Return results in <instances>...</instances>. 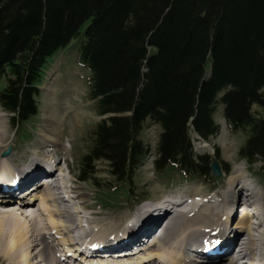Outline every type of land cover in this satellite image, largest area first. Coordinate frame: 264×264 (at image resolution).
I'll list each match as a JSON object with an SVG mask.
<instances>
[{
	"label": "trees",
	"instance_id": "16d2710c",
	"mask_svg": "<svg viewBox=\"0 0 264 264\" xmlns=\"http://www.w3.org/2000/svg\"><path fill=\"white\" fill-rule=\"evenodd\" d=\"M81 36L89 98L107 117L79 180L102 161L117 182L132 181L150 153L139 139L147 121L161 127L157 171L210 180L219 151L198 155L191 132L216 136L220 105L247 135L240 156L264 163V0H0V104L13 123L36 116L48 60Z\"/></svg>",
	"mask_w": 264,
	"mask_h": 264
},
{
	"label": "bare ground",
	"instance_id": "6f19581e",
	"mask_svg": "<svg viewBox=\"0 0 264 264\" xmlns=\"http://www.w3.org/2000/svg\"><path fill=\"white\" fill-rule=\"evenodd\" d=\"M50 117L45 119L46 123L52 122ZM50 130L44 132L55 133L54 129ZM2 133L0 130V150L5 143L2 140H6ZM48 134L42 135L43 140L38 142L39 149H47L43 160L33 156L29 162L21 161L23 168H17L15 163L20 162L15 157L0 156V264H72L70 260L77 257L78 251L83 254L82 259L86 260L87 256L91 264H264L261 258L264 232L251 218L245 201L237 199L236 203L240 204L234 214L233 201L229 200L225 223L219 220L216 224L214 218L222 214L225 204L199 191L170 194L164 201L167 205L161 202L150 206L137 221L127 225L122 236H109L112 228L96 223L91 214L87 216L89 208L84 201L78 206L77 199L82 200L85 195L80 192L77 196L78 189L69 185L74 178L67 179L60 165L52 177L44 176L36 188L31 187L36 177L47 172L49 164L52 166L55 160L53 153H57L60 142ZM207 147L202 145L199 149ZM44 161L49 162L47 167ZM244 169V166L235 167L228 178L230 198L252 188V197L264 212L261 193L247 179L242 181L246 178ZM170 202L177 205L173 207ZM35 203L34 216L29 211ZM171 207L174 209L170 210ZM174 211L168 227L151 238L162 228L164 215L171 216ZM202 219L203 223L197 224ZM217 229H220L219 236L214 237L217 240L206 243L208 232ZM230 241H235L237 247L233 245L229 249ZM186 247L200 257H188Z\"/></svg>",
	"mask_w": 264,
	"mask_h": 264
},
{
	"label": "rangeland",
	"instance_id": "374dc122",
	"mask_svg": "<svg viewBox=\"0 0 264 264\" xmlns=\"http://www.w3.org/2000/svg\"><path fill=\"white\" fill-rule=\"evenodd\" d=\"M83 38L81 36L74 39L66 49L57 52L48 60L42 79L38 83L39 92L36 96L38 113L26 124L16 128L11 121V112L0 104V130L3 132L1 136L6 139L2 140L5 143L0 150V156L10 150L9 155L20 162L15 163L17 168H23L21 161L29 162L33 156L43 160L48 154L47 149H39L38 142L43 140L45 134H48L47 130L51 129L50 131L53 132L54 129L55 133L48 134V136L53 135L59 139L57 142L60 143L53 157L62 164L63 159L66 161L70 171L64 170L63 173L67 176L69 172V179L74 178L69 185L78 189L77 196L80 192L85 195L84 199H77L78 206L81 201H84L89 208L87 216L91 214L96 223L112 228L108 234L109 236L115 234L114 237L121 236L120 232L122 231L121 234H123L125 228L131 225L133 220L137 221L140 214L147 211L150 206L168 200V194L199 191L201 195H206L208 198L213 197L226 206L230 197L228 178L235 167L244 166L243 171L246 178L242 181L246 179L247 182L252 181L253 186L255 185L256 190L264 199V163L259 159L249 164L240 156V148L246 142L247 135L242 131L234 132L228 126L222 105L214 114V119L220 127L216 136L205 140L197 133L191 132L195 144L194 150L198 155L211 154L213 156L216 149L219 151V162L216 160L214 162L219 166L220 171L219 174H212L210 180L204 181L202 178L191 180L171 166L166 167L164 171H157L154 161L161 127L151 121L145 123L139 134V139L149 147L150 153L132 181L117 182L107 171L106 163L102 161L97 162L93 179L86 182L79 180L82 160L91 148L95 126L106 117L96 113L95 102L89 98L90 73L78 61ZM6 85L7 77L0 76V90ZM253 108L255 112L259 110L257 106ZM47 117H50L52 122L46 123ZM202 145H208V147L199 149ZM47 163L49 162L44 161V166L47 167ZM60 166L66 169L65 165ZM222 168H228L229 173H225ZM95 179L100 183V187L95 184ZM35 208L36 203L29 211L34 216ZM217 216L216 219L214 218L216 224L219 220L225 223L223 213ZM231 222L230 225L233 227L234 222ZM199 223L202 224L203 219L197 224Z\"/></svg>",
	"mask_w": 264,
	"mask_h": 264
},
{
	"label": "water",
	"instance_id": "95a60500",
	"mask_svg": "<svg viewBox=\"0 0 264 264\" xmlns=\"http://www.w3.org/2000/svg\"><path fill=\"white\" fill-rule=\"evenodd\" d=\"M9 151H7V153H5V155H8L9 154ZM213 169H214V173L215 174H219V171H220L219 170V166L216 163L213 164Z\"/></svg>",
	"mask_w": 264,
	"mask_h": 264
}]
</instances>
